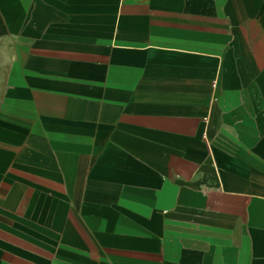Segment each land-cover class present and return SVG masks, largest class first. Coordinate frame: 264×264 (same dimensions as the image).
<instances>
[{"label":"crops","instance_id":"obj_1","mask_svg":"<svg viewBox=\"0 0 264 264\" xmlns=\"http://www.w3.org/2000/svg\"><path fill=\"white\" fill-rule=\"evenodd\" d=\"M0 264H264V0H0Z\"/></svg>","mask_w":264,"mask_h":264}]
</instances>
